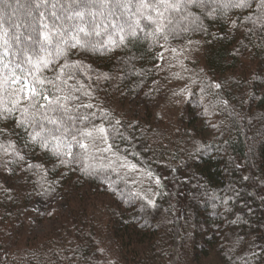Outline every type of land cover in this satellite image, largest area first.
Returning <instances> with one entry per match:
<instances>
[{"label": "trees", "instance_id": "1", "mask_svg": "<svg viewBox=\"0 0 264 264\" xmlns=\"http://www.w3.org/2000/svg\"><path fill=\"white\" fill-rule=\"evenodd\" d=\"M231 2L182 0L165 11L162 0H55L58 13L99 25L88 37L98 46L69 49L47 67L25 62L23 72H9L24 57L0 39V264H264V9ZM19 15L21 43L29 34L44 43L38 12L35 31ZM24 79L34 100L23 98ZM172 93L181 105L161 113ZM22 116L43 123V135L57 127L46 116H71L87 150L76 141L72 157L40 147ZM55 195L65 211L29 209Z\"/></svg>", "mask_w": 264, "mask_h": 264}, {"label": "snow or ice", "instance_id": "2", "mask_svg": "<svg viewBox=\"0 0 264 264\" xmlns=\"http://www.w3.org/2000/svg\"><path fill=\"white\" fill-rule=\"evenodd\" d=\"M34 2L35 7H33L31 3H26L22 5L19 3V0H16L15 5L9 3L8 0H0V4H3L5 6V9H0V39L5 40V45L7 46V48L12 47V43H9V41L15 43L16 51L13 52L12 55L15 56L17 55V53H20L24 57V59L20 60L18 63L16 61H10L11 67L9 68V72L14 73V70L16 68H20L21 72H23L24 69L22 65L25 62L32 65L33 68H36L38 66L47 67L49 64L53 63L55 60H58L61 57L67 59V52L69 49H74L78 46L81 48H96L98 46L97 41L88 39V37H91L93 33H95L96 36L101 35L99 25L95 24V22L85 21L82 12H75L74 15L65 16L64 11L66 10H62L58 13L56 10L55 0H53L52 11L49 13L46 6L47 0H34ZM75 2L76 0H73V3ZM162 2L165 3V11H167L169 7L179 9L182 0L181 2L171 4L167 3V0H162ZM187 3H199L203 5L205 3V0H187ZM42 6L43 10H41ZM185 6L187 5L185 4ZM224 6L249 8L251 7V3L250 0H238V2H236V0H232L231 3L225 4ZM256 7L258 9H264V0H257ZM7 9H10V11H7ZM21 10H23L24 16L31 18L30 26L33 28V31H35L34 26L37 23V17L33 15V12H38L39 25L41 29L39 34L44 43H40V41L34 40L30 34L26 35L24 39L26 41H30L31 43H21V34L19 32V13L21 12ZM93 15L95 16V14ZM159 15L163 17L162 12L159 13ZM49 16L51 17L50 21L46 20V17ZM262 16H264V11H262ZM77 18L79 22L71 23L73 19ZM259 18L260 17H258V19ZM249 19L251 18L249 17ZM65 21H68V23H65ZM170 22L171 21H169V23ZM5 23L8 24V28H14L16 29V31L11 32L10 34L8 29L5 28ZM85 25H87V30ZM138 26V23L135 25L129 24L128 27L132 36H135V28ZM120 30L123 32L124 28L121 27ZM158 30L159 28L157 29V31ZM81 33H83L84 38L81 37ZM123 39L124 36H121V41H123ZM36 45L39 46L38 50L35 47ZM32 57H35L36 60V63L34 65L32 64ZM64 67L67 68L69 67V65L65 63ZM61 72L63 73V69H61ZM29 73L31 74V70H29ZM65 75L67 79H72L71 71H69ZM17 80H20V77L13 75L12 82L15 83ZM21 85L22 89L26 90L23 92V98L25 100H34L37 92L36 88L33 85H29L26 79L21 81ZM217 87H219V85H217ZM43 99L48 100V97L44 96ZM81 106L87 108L92 107V105L90 104ZM60 107L64 108V110L67 111L66 106L61 105ZM25 111H27V109ZM53 111H57V109L54 108ZM89 115L94 114L90 113ZM45 119L48 121V123L57 125L55 129H48L47 135L42 134L45 131L44 124L38 123L34 117L33 119L28 120L22 116V118L17 121V123L20 127H25V125L31 126L34 129V131L29 134L31 140L33 142L38 143L42 148H52L54 154L58 156L63 154H67L70 157L74 156V154L71 152V146L73 141H76L79 144L80 148L87 150V145L80 142L77 139V135L71 131V121L73 120L71 116L68 117V122H65L62 117H59V124L57 119H52L47 116L45 117ZM87 119L88 116L83 117V120ZM117 123H119V121H117ZM37 128L39 129L38 131L35 130ZM98 131L101 134H104L106 132L103 126L99 127ZM87 135L91 137L92 134L91 132H88ZM50 139L56 141L55 146H52L50 144ZM103 139L105 142H107V135H104ZM65 149H67L66 153L64 151ZM19 159L23 160L24 157L21 156L19 157ZM122 166H126L130 171L136 170L135 164L129 163ZM29 167L31 168L33 166L29 165ZM148 175L151 176V172H149ZM156 183L159 185L160 181L157 180ZM149 203H151V201H149Z\"/></svg>", "mask_w": 264, "mask_h": 264}, {"label": "rangeland", "instance_id": "3", "mask_svg": "<svg viewBox=\"0 0 264 264\" xmlns=\"http://www.w3.org/2000/svg\"><path fill=\"white\" fill-rule=\"evenodd\" d=\"M188 53H190V52H188ZM163 57H164L163 50H160L158 52V55H157V64L155 65L157 69L162 68ZM181 60H183V59L180 57L178 62H177V64H180ZM178 67H176L175 69L177 70ZM168 72H169L168 68H164V72L162 73V76L159 78V80H161V84L160 85L164 86V88L166 86V89H168L167 85H165V83L167 81L166 74ZM172 80H173V78H172ZM154 82H156V81H154ZM179 84H180V86L177 89H186V86L183 83H179ZM24 91H26V90H24ZM182 100H183V98L181 96H177V95H175V93H172L170 95V99H168L164 103L165 105H162L163 107H161V109H160L161 113H163L166 110L164 112V114L165 113H167L168 115L171 114L172 112H170V111H172L173 109L175 110L176 107H179V105H181L180 101H182ZM29 209L34 211V212H38V213H42L43 211L50 210V209H56V210H58L60 212H63L66 209V203L63 202L62 200H60V197L58 195H55L53 198H51V199H49L47 201H43V200H40V199H35L30 204ZM46 227H47V223L43 224V225H37L36 232L38 234L43 233ZM210 263L213 264V262H210ZM200 264H206V262L203 261Z\"/></svg>", "mask_w": 264, "mask_h": 264}]
</instances>
